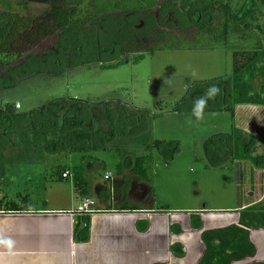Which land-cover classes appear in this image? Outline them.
Listing matches in <instances>:
<instances>
[{
	"label": "trees",
	"instance_id": "1",
	"mask_svg": "<svg viewBox=\"0 0 264 264\" xmlns=\"http://www.w3.org/2000/svg\"><path fill=\"white\" fill-rule=\"evenodd\" d=\"M83 1L51 0L46 21L38 25L30 17L26 18L10 11L0 12V90L9 92L20 81L34 74H60L66 68L84 66L89 62L97 63V67L102 70L117 68L129 60L137 63L143 59L144 53H138L130 58L128 54L132 50L140 51L141 44L145 45V41L155 37L162 43L148 47L147 52L215 47H222L231 52V76L205 81L192 80L189 84L187 82L180 103H187L193 109L194 101L210 86L216 85L220 91L215 99L208 101L204 113L223 111L233 116L234 107L238 104L264 107V12L262 11L264 0H163L159 9V23L165 21V15L170 11L172 19L175 20L174 28H194V39L173 35L165 37V33L158 31L155 19L150 13L143 11L154 4L153 0H92L89 16L81 19L77 17L75 11ZM111 11L121 12L109 15ZM140 20L143 21V26L136 27ZM161 34L163 37H160ZM195 41H207L210 45L195 46L193 45ZM42 42L50 43L41 49L37 46L42 45ZM87 46L90 53L95 55L83 56ZM37 53L44 54V57ZM105 53L108 55L103 59ZM74 59L83 61L75 60L74 63ZM255 78H258V82L254 81ZM16 102L19 101L7 98L0 104L2 136L8 137L10 132H17L19 137L25 138L28 137L27 131H29L36 144H42L45 148L53 149L64 145L69 148V152L106 149L105 143L114 138L116 130L124 134L125 126L129 127L131 120L130 132L134 128L139 127V131H145L146 128L145 111H140L139 114L128 113L127 107L122 104L115 111L111 107V102L94 103L103 105L107 121L111 126L107 135L101 133L95 126L89 111L91 106H95L93 103L61 98L51 100L38 109L21 111L17 109ZM62 107L66 109L62 110ZM80 130L86 132L88 136L76 139L73 133ZM257 143L256 137L244 135L232 125L229 132H218L207 137L203 143V151L205 155L212 154L214 160L211 158V164L215 166L226 163L228 158L231 161L237 160L236 169L240 166L242 175L243 164L249 163V177L252 179L254 167L264 170V155H253ZM177 146V141L149 142L145 148L146 154L135 156L130 161V173L138 176L140 180L149 181L145 165L153 161V150H156L157 154L164 157L167 162L173 157ZM86 158L91 157L89 155ZM217 159H221L223 163ZM121 170L120 165L118 171ZM64 172L69 174L66 178L73 177L76 192L85 191L88 181L82 166H74L71 169L62 167L61 179H66L61 176ZM237 179L238 190L243 179L241 178L240 181L239 176ZM245 198L243 203H237L241 208L238 213V225L201 231L200 237L205 252L198 264H230L232 261L254 255L255 250L249 240L248 229L264 228V196L255 203L250 201L249 195ZM14 206L15 203H10L7 206L9 209L6 210L22 211V208L16 209ZM121 209L135 208L126 204ZM88 215L82 214L77 218L74 225L76 242L88 240ZM191 227L201 230L202 223L198 217L191 219ZM173 248L174 246L171 247ZM179 254L183 255L182 250Z\"/></svg>",
	"mask_w": 264,
	"mask_h": 264
},
{
	"label": "rangeland",
	"instance_id": "2",
	"mask_svg": "<svg viewBox=\"0 0 264 264\" xmlns=\"http://www.w3.org/2000/svg\"><path fill=\"white\" fill-rule=\"evenodd\" d=\"M50 1L0 0V12L10 11L26 18L30 17L38 25L46 21V15L49 13L47 11L51 6ZM91 8L92 0L83 1L76 11L77 17L82 19L89 16ZM262 11L264 12V7ZM124 20L127 19L124 18ZM194 32V28L168 31L175 37L187 39H194ZM49 43L42 42V45L37 47L40 46L43 49ZM157 43L162 41L152 38L145 45H140V51L132 50L131 56L145 53L143 59L137 63L129 60L117 68L102 70L97 67V63L89 62L84 66L66 68L60 74H34L20 81L9 92L0 90V104L7 98L12 101L18 100L16 107L19 106L21 111L38 109L51 100L62 98L87 101L89 104L111 102V107L115 111L122 104L128 106V113L139 114L140 111H145L146 116L145 131H139L138 127L139 129L134 128L130 132L131 120L129 127L125 126V135L121 134L120 130H116L114 138L105 143L106 149L69 152L64 155L57 152L58 154H51L48 158L44 154V146L40 144L36 147L33 167L32 159L27 163L23 155L19 154L16 163L18 168H26L28 165L29 168H33V173H29L30 177L26 173L22 174L20 170V175L12 183L5 177L2 178L1 190L3 193L11 194L9 202L14 201L19 206L31 207L42 204L47 198L51 199L53 204L60 206L73 202L74 193H76L73 177L61 179L60 170L62 167L71 169L74 166H83L84 160L88 159L86 156L89 155L92 161L97 160V165L90 177L93 181L103 182L107 171L111 173L112 180L115 179L119 174L118 166L120 165L123 179L130 177L129 179L132 180L128 161L125 159L131 161L132 157L146 154V145L151 141L165 140L178 143L171 160L166 162L164 157L153 150V161L145 165L151 189L150 195L155 205L166 204L176 210H192L203 205L210 213H223L230 212L237 203H240L239 191H242V187H238L237 190L236 179L239 176V180L244 179L245 188L249 186L248 163L243 164L242 175L241 167L238 166L236 169L235 163L233 166V162L228 157L226 163L215 166L211 164L212 154L205 155L203 151L204 140L216 132L226 130L232 123L231 115L223 111H210L203 113L202 118H196L190 111L192 109L188 111L186 108L191 106L180 103V97L185 92L187 82L189 84L192 80L205 81L218 77H230L231 52L222 47L147 52L148 47ZM193 45L208 46L210 43L195 41ZM86 49L83 56L91 57L93 53H90L88 46ZM107 55L108 53H105L103 59ZM39 56L44 57V54ZM75 60L78 62L81 59H74V63ZM254 81L258 82V78ZM71 106L75 107V105ZM91 107L93 109L89 111H92L91 115L96 128L108 135L111 126L107 121L103 105ZM65 109L66 107H62V110ZM86 136L88 134L81 130L74 133V137ZM259 149L261 150L255 149L253 155L259 151L264 152L263 147ZM42 155L44 158H41ZM126 155L129 157L126 158ZM217 160L223 163L221 159ZM134 178L140 180L138 176ZM253 178L254 194L249 197L251 200H260L264 194V170L254 167ZM248 190L247 188L246 192ZM246 196H248L247 193L244 194V198Z\"/></svg>",
	"mask_w": 264,
	"mask_h": 264
},
{
	"label": "crops",
	"instance_id": "3",
	"mask_svg": "<svg viewBox=\"0 0 264 264\" xmlns=\"http://www.w3.org/2000/svg\"><path fill=\"white\" fill-rule=\"evenodd\" d=\"M128 55L129 58L133 56L131 53ZM186 108L188 111L192 109ZM17 109L20 110V107ZM231 118L232 123L221 132H229L233 125L244 135H253L258 139L256 150L264 148L263 106L238 104ZM16 133L10 132V136L3 137L0 129V264H198L205 252L201 231L238 225L241 210L238 204L230 212L223 213H210L203 205L192 210H176L166 204L155 205L149 181L137 180L131 173L132 180L130 177L123 179L122 172L112 180L111 173L107 171L105 174H110L108 180L93 181L90 177L97 160L92 161V158L84 160L82 166L88 181L85 191L74 193L73 202L66 206L55 205L49 198L34 207L9 202L11 194L1 190L2 178L15 182L20 170L31 177L29 173H33V168L27 165L19 169L17 156L23 155L27 163L32 159L33 167L36 147L40 145L36 144L29 131L25 138ZM44 149L48 158L57 152L62 155L69 153V148L64 145ZM256 155H264V152L259 151ZM125 160L130 169L129 159ZM232 162L237 167V160ZM251 177L248 178L250 184L247 188L253 191V173ZM243 182L244 179L240 184V203L245 201L244 194H254V191L246 192ZM84 198L94 202V211L88 215V240L76 242L74 225L82 215L77 212V207ZM250 201L255 203L259 200L250 198ZM8 202L15 203L14 208H22V211L6 210L9 209ZM126 204L135 209H121ZM197 217L202 223L201 230L191 227V219ZM248 234L254 246V255L230 264L264 263V228H250ZM180 250L183 255L179 254Z\"/></svg>",
	"mask_w": 264,
	"mask_h": 264
},
{
	"label": "flooded vegetation",
	"instance_id": "4",
	"mask_svg": "<svg viewBox=\"0 0 264 264\" xmlns=\"http://www.w3.org/2000/svg\"><path fill=\"white\" fill-rule=\"evenodd\" d=\"M153 2H154V4L152 6H150L149 8H147V10L145 9L143 11L144 12L147 11V13H150L152 15V17L155 19V22L157 23V29H158V31L165 33L166 34L165 37H168V36L171 35V34L168 33V31L170 29H176L173 26V25H175V20L172 19L173 18L172 17V13L169 11L165 15V17H166L165 21L162 22V23H159V9H160L161 5L163 4V0H153ZM119 12H121V11H111L108 14L109 15L110 14L111 15H114V14H119ZM75 14H76V11H75ZM138 23L139 24L136 25V27H142L143 26V21L142 20H140ZM160 37H163L162 34L160 35ZM155 39H157V38H155ZM145 42L147 43L148 41H145Z\"/></svg>",
	"mask_w": 264,
	"mask_h": 264
},
{
	"label": "clouds",
	"instance_id": "5",
	"mask_svg": "<svg viewBox=\"0 0 264 264\" xmlns=\"http://www.w3.org/2000/svg\"><path fill=\"white\" fill-rule=\"evenodd\" d=\"M219 91L220 89L216 85H212L205 90L202 96L194 101L192 112L196 118H202L204 109L208 105V101L215 99Z\"/></svg>",
	"mask_w": 264,
	"mask_h": 264
},
{
	"label": "built area",
	"instance_id": "6",
	"mask_svg": "<svg viewBox=\"0 0 264 264\" xmlns=\"http://www.w3.org/2000/svg\"><path fill=\"white\" fill-rule=\"evenodd\" d=\"M68 172L62 173V178H66L68 176ZM110 177V174L107 173L104 175V179L108 180ZM94 202L89 198L82 199L81 203L77 207V212L81 214H90L94 211L93 209Z\"/></svg>",
	"mask_w": 264,
	"mask_h": 264
}]
</instances>
